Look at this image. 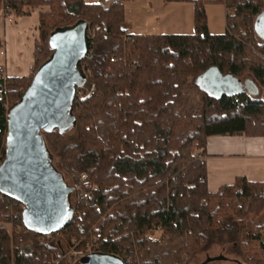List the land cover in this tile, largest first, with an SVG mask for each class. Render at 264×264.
Listing matches in <instances>:
<instances>
[{
  "label": "trees",
  "instance_id": "1",
  "mask_svg": "<svg viewBox=\"0 0 264 264\" xmlns=\"http://www.w3.org/2000/svg\"><path fill=\"white\" fill-rule=\"evenodd\" d=\"M186 1L193 4L192 35L129 34L123 0H0V12L16 18L48 7L39 14L31 72L1 76L0 69V162L7 110L52 53L50 34L82 20L90 48L74 99L75 126L42 134L64 178L75 183L85 174L91 191L49 237L28 230L23 205L0 194V264H80L62 258L55 241L62 237L70 247L91 236L97 252H131L129 264H184L214 242L236 250L239 264H264V182L238 176L209 192L199 157L211 135L264 137V39L254 29L264 0ZM208 4L233 9L224 34L209 32ZM212 66L236 79L250 75L258 93L201 89L199 78ZM187 85L198 93L199 111Z\"/></svg>",
  "mask_w": 264,
  "mask_h": 264
},
{
  "label": "water",
  "instance_id": "2",
  "mask_svg": "<svg viewBox=\"0 0 264 264\" xmlns=\"http://www.w3.org/2000/svg\"><path fill=\"white\" fill-rule=\"evenodd\" d=\"M264 39V11L254 21ZM50 56L43 61L18 101L7 110L5 153L0 162V194L23 205L24 226L39 235H52L73 217V187L55 167L42 132L75 126L73 114L77 85L85 78L82 60L90 43L85 21L61 27L50 34ZM201 89L212 95L237 94L243 88L256 95L252 80L244 85L212 66L199 78ZM80 264H124L114 254L95 252Z\"/></svg>",
  "mask_w": 264,
  "mask_h": 264
},
{
  "label": "crops",
  "instance_id": "3",
  "mask_svg": "<svg viewBox=\"0 0 264 264\" xmlns=\"http://www.w3.org/2000/svg\"><path fill=\"white\" fill-rule=\"evenodd\" d=\"M97 3L107 0H85ZM134 1V2H133ZM124 6L129 34L192 35L193 4L189 1L133 0ZM47 7L32 9L29 15L6 16L0 12L1 76H27L33 64L35 40L38 39L39 14ZM227 14L223 4L222 18ZM202 160L207 169V188L216 191L242 176L264 182V137L244 134L211 135L207 138Z\"/></svg>",
  "mask_w": 264,
  "mask_h": 264
},
{
  "label": "rangeland",
  "instance_id": "4",
  "mask_svg": "<svg viewBox=\"0 0 264 264\" xmlns=\"http://www.w3.org/2000/svg\"><path fill=\"white\" fill-rule=\"evenodd\" d=\"M124 1L126 2V4H129V3H132L131 1H133V0H123V2ZM42 7H47V6H42ZM47 10H48V7L45 11H47ZM222 10H223V4H208V5H206L207 26H208L209 32L213 35H221V34H224L226 31L225 21L221 15ZM226 10H227V13L233 12L232 8L227 7ZM41 12H44V11H41ZM247 79L252 80L258 88V85L255 83V81L252 79V77L250 75H245V76L241 77L239 80H240L241 84L244 85V82ZM185 90L190 95L192 102L195 104L196 111H199L200 105L198 102V93L196 92L194 87L191 85H187L185 87ZM260 91H261V89H260ZM70 131H69V133H70ZM56 160H57L56 156L53 155L54 165H55ZM64 179L66 180V182H69L66 178H64ZM93 186L96 188V184H91L90 190H94V189H92ZM71 203H72V199H71ZM72 205H73V203H72ZM5 226L7 229H10L9 223H5ZM153 238H159V230H157L155 232ZM261 239L264 241V231H262ZM95 241H96V237L91 236L90 241H84V238H82L80 240H76V241L73 240L72 243L73 242L74 243L72 244V246L68 247L66 245V242L64 241V239L62 237H57L55 243L56 244L58 243V245L60 246V250L62 252V256H61L62 258H67V257L73 258L74 255L71 254L72 251H75V250H83L84 251L85 249H86V251H90L91 250V249H89L90 246H94V248H95V246H96ZM228 249H229L228 245L225 246L221 243L214 242V243L210 244L208 246V248L206 250H204L203 252H200V253L195 254L194 256L190 257L184 264H239L241 261V257L238 254V252L236 250H230V249L228 250ZM54 263L58 264L59 259L55 260Z\"/></svg>",
  "mask_w": 264,
  "mask_h": 264
},
{
  "label": "built area",
  "instance_id": "5",
  "mask_svg": "<svg viewBox=\"0 0 264 264\" xmlns=\"http://www.w3.org/2000/svg\"><path fill=\"white\" fill-rule=\"evenodd\" d=\"M0 54H2V52H0ZM199 157L202 159L200 154H199ZM87 181H88L87 175L82 174V175H80L77 182H75V183H72L70 181L67 182L70 186L73 187V190L71 192L72 203H80V202L85 201L87 198L90 197L91 191H86L84 189V184ZM92 189H95V187L93 186ZM49 236H51V235H46V237H49ZM89 249H91V250L90 251H86V249L84 251L83 250H75V251H72L71 254L80 260L82 257H84L88 254L97 252L95 250L94 246H90ZM118 257L124 262V264H129V262L131 261V258H132V253L129 252L127 255H124L123 257H120V256H118Z\"/></svg>",
  "mask_w": 264,
  "mask_h": 264
}]
</instances>
